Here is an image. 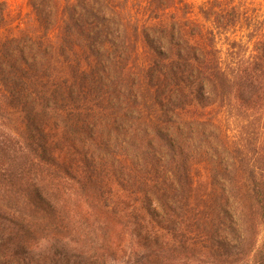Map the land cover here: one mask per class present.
Segmentation results:
<instances>
[{
	"label": "trees",
	"instance_id": "1",
	"mask_svg": "<svg viewBox=\"0 0 264 264\" xmlns=\"http://www.w3.org/2000/svg\"><path fill=\"white\" fill-rule=\"evenodd\" d=\"M28 4L4 35L0 1V264H264V13Z\"/></svg>",
	"mask_w": 264,
	"mask_h": 264
},
{
	"label": "rangeland",
	"instance_id": "2",
	"mask_svg": "<svg viewBox=\"0 0 264 264\" xmlns=\"http://www.w3.org/2000/svg\"><path fill=\"white\" fill-rule=\"evenodd\" d=\"M0 1L5 5L6 10H7L6 12L7 29L3 28V30H1V33H3L4 35L11 33L13 35L21 29H24L27 27H35L36 23H35L34 15L28 4L29 0H0ZM61 1L63 2L64 0H61ZM190 1H193L196 4H200L204 0H190ZM249 1L254 3V5L257 7L256 9L264 13V0H249ZM205 26H208V25L205 24ZM242 36L243 35H241V37ZM233 38L234 37L232 35L228 37L229 40H232ZM222 44H229V42H227V40H223L221 41V44L218 43V45L220 46H222ZM139 54L142 60L144 56V51L141 45L139 47ZM224 58L225 56H223V59ZM229 125L230 124L227 123L226 121L223 124V127L225 128L227 132L228 130H231ZM258 243L260 246L264 247V227L261 229Z\"/></svg>",
	"mask_w": 264,
	"mask_h": 264
}]
</instances>
